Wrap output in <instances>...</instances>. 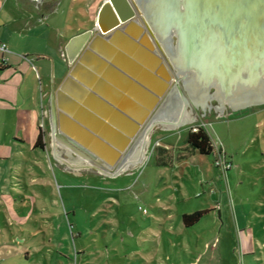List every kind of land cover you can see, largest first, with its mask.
I'll return each mask as SVG.
<instances>
[{"label":"rangeland","instance_id":"obj_1","mask_svg":"<svg viewBox=\"0 0 264 264\" xmlns=\"http://www.w3.org/2000/svg\"><path fill=\"white\" fill-rule=\"evenodd\" d=\"M3 1L0 0V3ZM156 1L158 10L164 5L165 9H169L171 17L177 18L185 28L188 27L186 36L191 55L204 57L207 47L215 42L216 37L222 41L221 67L224 69L237 60L239 52H234L231 44L235 42L232 36L236 21L225 13V0H205V4L194 2L196 5L191 4L188 16L184 17L178 15L177 0ZM102 2L104 0L72 1V9L67 15L66 39L94 29ZM138 16L143 21L142 14ZM215 28H220L221 34L216 36L212 33ZM169 37L173 47L171 50L178 49L177 37L173 34ZM159 51L176 76L177 69L173 61L162 49ZM174 78L172 85L189 97L190 91L184 88L181 77ZM59 84V81L55 83L54 92ZM217 92L215 87L210 89V93ZM162 103L155 109L149 122L175 118L174 111L167 110L164 114L159 111ZM263 104L257 107L262 108ZM211 105L205 110L202 102L198 107L193 104L188 106L185 113L188 110L197 120L179 128L167 129L156 124L150 135L151 145L147 158L134 169L116 177L100 175V167L95 164L88 169L80 166L77 171L69 164L70 161L84 158L73 153L66 154L62 150L60 156L68 160V163H61L47 151L50 144L48 138L45 139L48 144L43 153L37 149L36 153L25 152L19 156L12 177L10 197L12 205L16 207V216L23 224L13 228L12 233L14 242L20 243L23 240L26 242L23 247L27 249L33 245L39 246L38 250L37 246L35 248L36 253H30L31 258L24 264H208L209 260L216 263L209 256L212 250L207 249L208 254L202 256V247L206 241L211 240L215 246L217 243L221 246L233 244L237 231L235 225L242 220L239 218H242L243 211L252 214L242 220L250 230L254 227L262 232L263 162H255L254 169L247 166V178L242 177L235 166L227 177L223 174L217 181L224 189L214 194L204 184L217 178L214 170L215 155L182 159L187 154L183 150L186 146L185 135L200 126L212 139L216 156L219 151L222 152L223 147L233 158L237 154L236 163L242 160L246 165L244 161L246 158L251 159L254 152L257 157H262L264 129L254 125L261 116L241 115L243 112L235 113L237 116H234L230 106L224 112L218 111L215 109L219 105L217 100H212ZM47 115H51L50 108L42 109L39 116L45 121ZM146 126L138 133L135 141ZM57 133L69 146L80 152L59 131ZM157 148L168 151L165 159L169 161L172 156L173 167L158 168L154 164L158 155ZM241 151L247 154L242 157ZM111 169L112 173L117 172L115 167ZM215 169L220 174L224 173ZM240 181L243 184L238 187ZM207 204L216 207V212L194 226L185 228L182 216L205 210ZM21 212L25 216H20ZM216 223L219 226L217 229Z\"/></svg>","mask_w":264,"mask_h":264},{"label":"water","instance_id":"obj_2","mask_svg":"<svg viewBox=\"0 0 264 264\" xmlns=\"http://www.w3.org/2000/svg\"><path fill=\"white\" fill-rule=\"evenodd\" d=\"M194 2L205 4V0H189L179 16H188ZM224 2L225 13L236 21L235 42L231 44L234 52H239L237 60L221 67L222 41L216 37L204 57L196 59L208 64L211 72L202 89L218 87L225 97H233L238 92L249 93L264 81V0ZM135 4V0L102 2L94 29L75 34L66 44V59L72 67L53 94L59 133L80 152L110 169L166 99L174 77H180L160 53L148 25L139 20ZM177 24L180 34L169 32L167 37L175 35L178 46L183 39L186 48L188 27ZM212 33L217 36L221 29ZM193 60L189 61L197 63ZM186 68L190 70V66ZM243 68L247 72L244 77ZM218 70L223 77L217 86L213 81ZM72 87L75 91L70 90Z\"/></svg>","mask_w":264,"mask_h":264},{"label":"crops","instance_id":"obj_3","mask_svg":"<svg viewBox=\"0 0 264 264\" xmlns=\"http://www.w3.org/2000/svg\"><path fill=\"white\" fill-rule=\"evenodd\" d=\"M72 1L39 0L38 3H35L32 0H4L0 3V45L5 44L7 49L6 52L0 49V264H24L31 258L30 253H36V246L37 250L39 247L33 245L27 249L23 247V244L26 243L23 240H20V243L14 242L12 229L17 225L21 226L23 221L16 216L14 211L16 207L12 205L10 188L12 177L16 171L17 158L25 152L36 153L37 149H34V144L37 142L40 130L44 132L45 139L48 138L50 141L47 151L56 157L53 152L58 148H54L52 144L54 137L58 141L61 139L52 134V113L46 116L45 121H42L39 115H41L42 109L49 110L50 108V111L52 110L55 83L59 81V85H61L72 67L65 55V46L74 36L66 39L68 33L67 15L72 9ZM70 90L75 91L74 87ZM210 103L212 100L208 101L209 105ZM172 104H175L177 108L176 115L174 113L175 118H162L158 119V122L154 120L151 126L160 124L163 127L164 124L173 122L171 121L173 119H180L183 114L181 98L174 95L170 103L168 100L165 105L168 111ZM218 104L215 109L222 110L221 112H224L227 106L232 107L227 102ZM258 105L232 107L233 115L237 116L235 113L242 112L241 115L258 114L261 118L257 119L254 125L263 130L264 107H257ZM167 110L164 112L160 110V112L164 114ZM46 113L48 112L46 111ZM59 143L62 145V142ZM262 143L264 144V137ZM131 147L128 148L123 159L133 156L134 152L131 155L128 152ZM221 149L225 157L232 163V168L222 174L214 168L217 178L204 184L207 190L209 189L214 194L224 189L217 181L222 178L223 174L227 177L229 171H232L235 166L239 169L241 176L247 178L248 168L252 166L251 169H254L255 162L264 163L263 150L262 157H257L254 152L251 159L246 158L245 165L242 160L240 163H236L237 154L233 158L226 152V149L223 147ZM39 151L44 152L41 149ZM243 151L245 152V150ZM243 151H241L242 157L247 154ZM247 166L248 168H246ZM261 176L264 181V166ZM242 184L243 182L240 181L238 187ZM225 185H227L226 182ZM207 209L209 213L206 217H209L211 213L216 212L217 208L208 205ZM20 214V216H25L22 212ZM250 214L243 211L242 218L239 219H248ZM242 220H239L235 225L236 236L230 246L227 244L221 246L220 243L215 246V243H211L212 240L206 241L200 253L205 256L208 254L207 249L212 250L209 252V256L216 260V263L209 260L208 264H264V229L262 232L254 227L250 230L248 224ZM217 228H219L218 223H216ZM19 233L22 232L19 230ZM214 240L216 241V238ZM210 244H212L211 247Z\"/></svg>","mask_w":264,"mask_h":264},{"label":"bare ground","instance_id":"obj_4","mask_svg":"<svg viewBox=\"0 0 264 264\" xmlns=\"http://www.w3.org/2000/svg\"><path fill=\"white\" fill-rule=\"evenodd\" d=\"M188 2L189 0H177L176 2L177 9L179 7V9L177 10L179 11L178 15L184 12V9H185L184 6ZM135 3H136L135 6L138 12L142 14V16L144 17L143 21L140 19L139 20L148 25V28L152 32L153 37L159 44V49H162V51L166 53V55L171 59V61H173L172 63L175 65L176 69L179 71L184 88L187 89L188 92L190 91V94H188L189 97H186L183 94H181L178 90H176L175 85L173 86L171 83L170 91L168 92L167 97L164 100V103L159 108V111L162 110L164 112L165 110H167L165 106L167 101L168 100L171 101L174 95H178L181 98L182 103H183L181 106L183 114H181L180 119L178 120L173 119L171 120L173 122H170L169 124H164L163 127L167 129H176L182 125L195 122L197 119L192 113L190 114L188 110H187V113H185L186 108L190 106L191 104L197 107L199 106V103L202 102L203 110H205L206 107H211L208 104V101L210 100H217L218 103H222V104H224V102H227L230 105H232V107L234 108L245 106V105L247 106V105L264 103V81L260 83L259 87H257L254 90H251L249 93L245 92L243 94V93L238 92L233 97H224V95L222 94L223 92L222 90H220V88L218 89L219 93L217 92L214 94L209 93L210 89L203 90L202 84H205V81L208 79L207 75L211 73L209 71V67H207L208 64L206 65V63L200 58L196 59V57L194 56L190 58L191 54L188 52L189 47L185 48V46H183V39H180L181 43L178 46L179 47L178 49L174 51L171 50V48L173 47L171 46L170 37H167V35L169 32L180 34L178 30L177 23L179 22L177 21V18L171 17L169 14V9H165L164 5H162L163 7L160 10H158L157 9L158 2L156 0H135ZM181 36L183 37L184 33L181 34ZM193 59L196 60L197 63L192 64V62L189 61ZM186 66L187 67L190 66V70H188ZM241 73H242V76L244 77L245 73L247 72H245V69L243 68ZM215 74L217 75L218 78H216V80H214L213 83L218 86V83L222 81L221 78L223 76H221L222 73L219 72V70H218V73H215ZM178 85H179L178 87H180V84ZM237 89L239 90L241 89V87L238 86ZM171 106L172 107L169 111L171 112L174 111L176 115L177 108L175 107V104H172ZM51 113H52L51 117H52V122H53L52 134L58 136V133H57L59 130V125H58V120H57L58 110L55 107V103H54V111L51 110ZM165 119H168V118H165ZM152 123H154V121L151 120L149 124L145 127L143 132L140 133L137 140L132 144L133 147H131V149L128 152H130V155L133 154L134 152L133 156L131 157L129 156L127 157V159L122 158L121 161L117 163V166H115V170H117L116 173L111 172V170L113 169L102 167L100 164L93 161V159L88 158L86 155L76 151L75 149H73V147L69 146V144L65 142L62 138H60L59 136H58L59 139H61L60 141L55 140V137H54V142L52 146L54 148L57 147L58 150L55 149L56 151H54L53 153H55L54 155L57 157L58 161H60L61 163H68L67 162L68 160L66 161L60 156L62 155L60 153V150L64 151L66 154H69V155L73 153V154L82 156L84 158V159L82 158L83 160L74 159L73 161L71 160L69 163L72 166V168H74L77 171L80 170L79 169L80 166L86 167V169H88V168H92L93 164H95L100 167L99 168L100 175L116 177L117 175H120L127 170L134 169L147 158V154H148V151L151 145L150 133H152L154 126H156V124L154 126H151ZM59 142H62V145Z\"/></svg>","mask_w":264,"mask_h":264},{"label":"trees","instance_id":"obj_5","mask_svg":"<svg viewBox=\"0 0 264 264\" xmlns=\"http://www.w3.org/2000/svg\"><path fill=\"white\" fill-rule=\"evenodd\" d=\"M185 142V152L187 154L183 156L182 159H189L193 156H211L214 153V146L209 137L207 131L202 127H198L197 131H189L184 138ZM46 141H45V134L42 130H40L37 142L34 144V149H41L45 150L46 148ZM168 151L166 149H159L157 148V159L155 160L154 164L158 168L162 167H173L172 163H174V159L172 156L169 157V161L166 158V154ZM180 158V156H179ZM209 213L208 209L202 211H195L192 214L183 215L182 216V223L185 228H190L194 226L196 223L200 222L204 219Z\"/></svg>","mask_w":264,"mask_h":264},{"label":"built area","instance_id":"obj_6","mask_svg":"<svg viewBox=\"0 0 264 264\" xmlns=\"http://www.w3.org/2000/svg\"><path fill=\"white\" fill-rule=\"evenodd\" d=\"M32 1H34L35 3L39 2V0H32ZM0 49L4 52L7 51L5 44H1ZM194 131H197V130L195 129ZM213 154L215 155V157H214L215 168L221 170L224 173L232 168V163L230 162V160L228 158L225 157V155L222 152L219 151L217 153V156L215 153H213Z\"/></svg>","mask_w":264,"mask_h":264}]
</instances>
